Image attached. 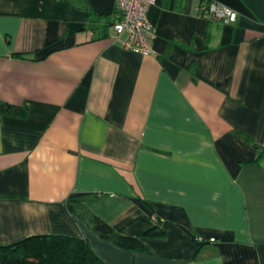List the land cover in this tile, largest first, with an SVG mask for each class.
Segmentation results:
<instances>
[{
  "label": "crops",
  "instance_id": "obj_1",
  "mask_svg": "<svg viewBox=\"0 0 264 264\" xmlns=\"http://www.w3.org/2000/svg\"><path fill=\"white\" fill-rule=\"evenodd\" d=\"M214 1L236 21L157 0L141 53L87 0H0V102L24 108L0 111V245L67 235L105 264H264V159L234 133L264 144V0Z\"/></svg>",
  "mask_w": 264,
  "mask_h": 264
},
{
  "label": "trees",
  "instance_id": "obj_2",
  "mask_svg": "<svg viewBox=\"0 0 264 264\" xmlns=\"http://www.w3.org/2000/svg\"><path fill=\"white\" fill-rule=\"evenodd\" d=\"M111 23V22H110ZM109 23V24H110ZM13 114L24 108L0 102V111ZM257 151L256 163L264 159V144H257L243 132L234 131ZM69 212L82 219L100 237L116 245L135 251H148L141 238L123 235L93 214L81 201L68 199ZM165 231L154 225L143 233V237L163 236ZM0 264H105L90 248L86 240L67 235H35L17 242L0 245Z\"/></svg>",
  "mask_w": 264,
  "mask_h": 264
},
{
  "label": "built area",
  "instance_id": "obj_3",
  "mask_svg": "<svg viewBox=\"0 0 264 264\" xmlns=\"http://www.w3.org/2000/svg\"><path fill=\"white\" fill-rule=\"evenodd\" d=\"M156 2L157 0H115V15L109 25V34L113 40L120 41L124 48L136 52L154 53L152 42L155 34L147 14ZM199 14L203 18L225 24L235 22L238 17L236 11L214 0H202ZM198 240L204 241L202 238Z\"/></svg>",
  "mask_w": 264,
  "mask_h": 264
},
{
  "label": "water",
  "instance_id": "obj_4",
  "mask_svg": "<svg viewBox=\"0 0 264 264\" xmlns=\"http://www.w3.org/2000/svg\"><path fill=\"white\" fill-rule=\"evenodd\" d=\"M95 14L109 17L114 13L115 0H87Z\"/></svg>",
  "mask_w": 264,
  "mask_h": 264
},
{
  "label": "rangeland",
  "instance_id": "obj_5",
  "mask_svg": "<svg viewBox=\"0 0 264 264\" xmlns=\"http://www.w3.org/2000/svg\"><path fill=\"white\" fill-rule=\"evenodd\" d=\"M114 15H115V13H113V14H112L111 16H109V17H99V16H97V15H95V16H96V18H98V19H102V20H104V19H108V20L110 21V19L113 18Z\"/></svg>",
  "mask_w": 264,
  "mask_h": 264
}]
</instances>
